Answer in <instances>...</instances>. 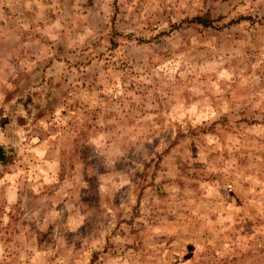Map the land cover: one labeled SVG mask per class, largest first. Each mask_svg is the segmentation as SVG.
<instances>
[{"label":"rangeland","instance_id":"1","mask_svg":"<svg viewBox=\"0 0 264 264\" xmlns=\"http://www.w3.org/2000/svg\"><path fill=\"white\" fill-rule=\"evenodd\" d=\"M0 147V264H264V0H0Z\"/></svg>","mask_w":264,"mask_h":264},{"label":"trees","instance_id":"2","mask_svg":"<svg viewBox=\"0 0 264 264\" xmlns=\"http://www.w3.org/2000/svg\"><path fill=\"white\" fill-rule=\"evenodd\" d=\"M200 20H201L200 22H203V24H204L205 26H210V25H211V23L209 22L210 19H209V21H208V18H207V17L202 18V19H200ZM5 161H6V154H5V152L3 151V148L0 147V162H1V163H4Z\"/></svg>","mask_w":264,"mask_h":264}]
</instances>
